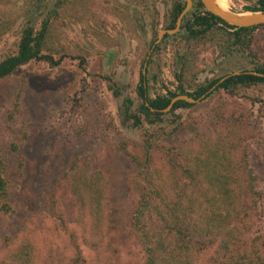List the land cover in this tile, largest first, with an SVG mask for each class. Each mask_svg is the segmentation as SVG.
<instances>
[{"label": "trees", "instance_id": "16d2710c", "mask_svg": "<svg viewBox=\"0 0 264 264\" xmlns=\"http://www.w3.org/2000/svg\"><path fill=\"white\" fill-rule=\"evenodd\" d=\"M183 5V0L170 1L165 28L173 27ZM34 9L31 10L35 12ZM243 11H264V0L250 1ZM47 28L46 18L37 29L34 18H26L15 52L0 59V79L31 61L58 63L44 52ZM170 41L183 46L173 72L175 87H165L164 93L153 97L145 96L147 79L140 75L136 87L140 102L132 112L126 107L122 115L123 120L141 131L137 152L127 148L117 134V146L130 163L126 185L134 201L127 227L139 248V264H199L200 257L207 253L203 264H264L260 225L264 190L244 148L245 139L239 129L246 123L244 117L231 111L223 115L214 109L210 118L215 122L218 117L228 119L232 122L230 130L203 133L194 128L193 133L181 135L188 128L181 120V112L196 104L177 100L167 112L160 111L174 96L197 99L217 81L218 78H212L190 90L185 87L199 50L209 49L223 59L221 74L229 73L228 66L237 67L234 71L240 72L216 86L225 100L238 88L264 85V24L232 26L205 11L199 0H192L179 31L164 35L150 53L147 67L156 50ZM245 62L250 69H242ZM17 108L15 101L9 115ZM61 182L71 203L73 220H66L56 195L46 196L42 212L51 223L47 228L50 227L53 237L43 241L41 254L30 241H22L4 255V260L8 264H85L79 247L82 245L94 253V264H116L114 260L124 247L119 243L120 212L109 194L107 170L94 169L82 159L75 160L62 172ZM9 191L0 154V216L10 211ZM70 223L74 225L71 229Z\"/></svg>", "mask_w": 264, "mask_h": 264}, {"label": "rangeland", "instance_id": "374dc122", "mask_svg": "<svg viewBox=\"0 0 264 264\" xmlns=\"http://www.w3.org/2000/svg\"><path fill=\"white\" fill-rule=\"evenodd\" d=\"M170 1L0 0V59L15 52L26 18H34L36 29L46 18L44 52L58 61L55 65L31 61L0 79V154L10 185V211L0 216V264H8L4 255L22 241H30L38 254L43 252V241L53 237L51 223L42 212L43 200L49 195H56L66 220H73L61 175L79 159L109 174V194L120 212L119 243L124 247L115 263L141 261L139 248L128 234L127 219L134 197L126 185L130 163L117 146V134L127 148L137 152L141 131L122 115L126 107L132 112L140 102L136 87L142 65L156 32L165 23ZM250 1L223 0V5L244 12L243 6ZM35 2L39 6L33 12ZM132 8L143 14L142 20L137 12L131 15ZM182 51V44L175 41L156 50L151 64L146 65L145 96L175 87L173 72ZM222 60L209 49L199 50L195 67L187 76V90L223 75ZM236 68L228 66L227 70ZM250 68L243 63L242 69ZM15 101L18 108L9 115ZM195 104L181 112V120L188 125L181 135L193 133L194 128L203 133L230 130L232 122L228 119L218 117L215 122L210 118L214 109L223 115L229 111L242 115L246 123L237 125L264 190V85L238 88L226 100L214 89ZM260 225L264 235V197ZM73 226L68 224L69 229ZM79 247L85 264H94V253ZM207 255L200 257L199 264Z\"/></svg>", "mask_w": 264, "mask_h": 264}, {"label": "water", "instance_id": "95a60500", "mask_svg": "<svg viewBox=\"0 0 264 264\" xmlns=\"http://www.w3.org/2000/svg\"><path fill=\"white\" fill-rule=\"evenodd\" d=\"M199 1L202 4V6L204 7L205 11H207L211 15L218 17L219 19H221L222 21H224L225 23H227L229 25L236 26V27H249V26H253V25L264 24V11L235 12V11H233L227 7L225 9L220 8L215 3V0H199ZM190 6H191V0H184V6H183L182 10L180 11V13L178 14V16L175 20L174 27L171 29H161L158 31L157 37L154 40L153 44L151 45V47L148 51V54L150 53L153 46L160 41V39L162 38V36L164 34H173L178 30L181 18L189 10ZM144 67H145V62L143 63L142 74L144 73ZM239 73L240 72H238V71L230 72V73L222 76L221 78H219L217 80L216 84L222 82L223 80H225L229 76L237 75ZM253 74H255V73H253ZM202 96H200L197 99H193V98H190L186 95H176L173 98H171L169 100L168 104L166 105V107L160 111L167 112L171 108L172 104L174 102H176L177 100H185L189 103H195ZM150 110H153V109L150 108Z\"/></svg>", "mask_w": 264, "mask_h": 264}, {"label": "flooded vegetation", "instance_id": "af4514ba", "mask_svg": "<svg viewBox=\"0 0 264 264\" xmlns=\"http://www.w3.org/2000/svg\"><path fill=\"white\" fill-rule=\"evenodd\" d=\"M184 1V0H183ZM191 5H192V0H191ZM38 6H39V4L37 5V3L35 2V3H33V5H32V7H35V11H37V8H38ZM184 6V5H183ZM191 7V6H190ZM204 8V7H203ZM190 9V8H189ZM182 10V9H181ZM138 13V18H139V20H142L143 19V14H141V13H139L138 11H136L134 8H132L131 9V15H134V13ZM180 13V12H179ZM187 13V12H186ZM185 13V14H186ZM184 14V15H185ZM183 15V16H184ZM178 16V15H177ZM133 17V19L135 20V18H134V16H132ZM177 18V17H176ZM176 18H175V20H176ZM183 18V17H182ZM182 18H181V20H182ZM164 20H165V23H164V25H163V27H161V29H168V28H165V25L167 24V21H166V15L164 16ZM136 21V20H135ZM180 23H181V21H180ZM174 24H175V21H174ZM179 26H180V24H179ZM140 29H142L141 28V26H138ZM173 27H174V25H173ZM172 27V28H173ZM161 29H159V30H161ZM158 30V31H159ZM158 31L156 32V34H155V38L153 39V41L151 42V44H150V47H151V45L153 44V42H154V40L156 39V37H157V33H158ZM179 31V28H178V30L175 32V33H177ZM175 33H173V34H175ZM164 35H166V34H164ZM164 35L162 36V38L160 39V41L157 43V44H159L160 42H161V40L163 39V37H164ZM167 35H172V34H167ZM157 44H155L154 46H153V48L151 49V51H150V53L152 52V50L154 49V47L157 45ZM150 47H149V49H150ZM149 51V50H148ZM150 53L148 54V52H147V55H146V57H145V59H144V62H145V67H144V73L142 74V70H141V73H140V75H142L143 77H142V79L144 80V76H145V74H146V62H147V60H148V58H149V55H150ZM143 62V63H144ZM142 68H143V65H142ZM231 72H233V71H231ZM230 73V72H229ZM226 74H228V73H226ZM226 74H223V75H221L220 77H218V79L219 78H221L222 76H224V75H226ZM217 79V80H218ZM217 82V81H216ZM216 82L211 86V87H209V89H207V91L206 92H204L201 96V98L200 99H202L206 94H208V93H210L212 90H214L215 88H216V86L218 85V84H216ZM145 87V86H144ZM200 97V96H199ZM198 97V98H199ZM199 99V100H200Z\"/></svg>", "mask_w": 264, "mask_h": 264}, {"label": "bare ground", "instance_id": "6f19581e", "mask_svg": "<svg viewBox=\"0 0 264 264\" xmlns=\"http://www.w3.org/2000/svg\"><path fill=\"white\" fill-rule=\"evenodd\" d=\"M215 3L220 7V8H223V9H225L227 6H224L223 5V0H215Z\"/></svg>", "mask_w": 264, "mask_h": 264}]
</instances>
